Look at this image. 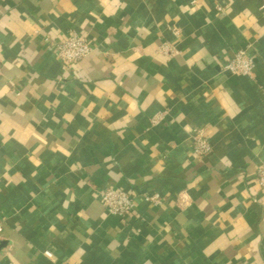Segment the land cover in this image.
<instances>
[{"label":"crops","instance_id":"crops-1","mask_svg":"<svg viewBox=\"0 0 264 264\" xmlns=\"http://www.w3.org/2000/svg\"><path fill=\"white\" fill-rule=\"evenodd\" d=\"M0 58V264H264V0H0Z\"/></svg>","mask_w":264,"mask_h":264},{"label":"built area","instance_id":"built-area-1","mask_svg":"<svg viewBox=\"0 0 264 264\" xmlns=\"http://www.w3.org/2000/svg\"><path fill=\"white\" fill-rule=\"evenodd\" d=\"M55 53L66 63H73L88 56L95 49L92 41L86 34H72L65 40L54 45ZM2 60L0 58V70ZM224 69L234 74L248 75L254 67V58L245 49L236 51L230 59L225 61ZM213 151L210 140L201 132H197L194 139V152L199 156H205ZM256 180L264 191V162L258 167ZM146 199L158 202V195H148ZM101 200L109 213L125 216L135 209V195L125 189L107 187L101 191ZM3 220L0 218V233ZM1 237V234H0ZM47 257H53L51 251H45Z\"/></svg>","mask_w":264,"mask_h":264}]
</instances>
